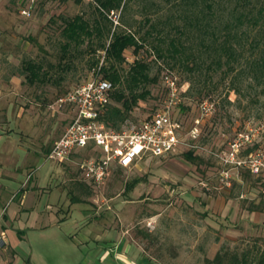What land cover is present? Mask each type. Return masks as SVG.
I'll return each mask as SVG.
<instances>
[{
    "label": "rangeland",
    "instance_id": "1",
    "mask_svg": "<svg viewBox=\"0 0 264 264\" xmlns=\"http://www.w3.org/2000/svg\"><path fill=\"white\" fill-rule=\"evenodd\" d=\"M93 7L92 0H0V185L9 183L11 189L0 190L5 204L4 210L0 208V231L11 239L22 231L16 238L27 252L25 258H15L5 250L2 264H100L94 257L121 229L133 239L146 236L159 264H204L206 257L221 249L240 255L258 248L257 258L264 248V211L251 221L248 213L236 209L264 206V175L229 170L232 179L226 185L219 175L223 166L213 154L225 151L241 132L252 138L242 155L264 148V94L258 88L244 86L238 95L229 79L217 75L201 95H189L182 72L162 62L151 64L150 75L157 82L148 87L149 97L138 102L121 128L167 105L161 77L169 69L181 88L180 103L169 113L185 130L199 117L201 100L215 104V112L200 119L198 147L180 146L165 156H143L129 168L114 165L102 184H90L78 199L62 187L46 189L48 182H55L50 179L53 172L76 174L73 162L46 159L70 121L71 111L60 108L58 100L97 78L92 63L99 61L100 66L104 61L103 53L92 54L87 42L73 59H61L62 20L82 15L92 21ZM137 9L133 6L126 18L139 21ZM109 18L117 26L119 13ZM95 44L93 40L90 46ZM124 57V72L137 58L153 60L147 48L138 54L128 49ZM24 61L41 64L50 82L27 84L19 75ZM65 65L69 70L64 73L60 70ZM94 150L87 147L73 157L92 156ZM189 151L195 160L187 159ZM23 191L21 204L18 197ZM7 219L11 226L3 228Z\"/></svg>",
    "mask_w": 264,
    "mask_h": 264
},
{
    "label": "trees",
    "instance_id": "2",
    "mask_svg": "<svg viewBox=\"0 0 264 264\" xmlns=\"http://www.w3.org/2000/svg\"><path fill=\"white\" fill-rule=\"evenodd\" d=\"M93 4L92 21L82 15L62 20L60 52L61 59H73L87 42L92 54L103 53V64L94 61L92 66L95 77L113 87L111 103L100 115L107 127L120 129L138 102L149 97L148 87L157 82L150 75L151 64L158 62L185 75L189 95H201L217 75L229 79L238 95L244 86L264 94V0H93ZM133 6L138 8L139 21L126 18ZM111 13H119L117 26L109 18ZM93 40L95 47L90 46ZM146 48L153 60L137 58L124 72L125 51L132 49L138 54ZM67 70L65 65L60 71ZM165 71L162 83L166 75L176 79L172 71ZM47 74L33 61L22 62L19 72L29 85L50 82ZM186 157L191 161L196 158L190 151ZM241 208L264 211V206L258 205ZM256 252L239 255L221 249L212 258L206 257L204 264H264V248L254 258Z\"/></svg>",
    "mask_w": 264,
    "mask_h": 264
},
{
    "label": "built area",
    "instance_id": "3",
    "mask_svg": "<svg viewBox=\"0 0 264 264\" xmlns=\"http://www.w3.org/2000/svg\"><path fill=\"white\" fill-rule=\"evenodd\" d=\"M163 83L168 89L167 105L145 119L118 130L107 127L100 120L101 113L111 103L112 85L106 80L94 78L76 87L58 100L60 108L71 111L70 121L52 144L46 159L59 164L73 162L81 180L100 185L112 165L129 168L143 156H165L180 146L197 148L200 119L212 115L216 110L215 104L210 100L200 101L199 117L185 130L169 113L171 106L180 103L181 88L176 79L168 75L163 77ZM251 144L249 134L241 132L229 142L225 151L213 154L223 166L219 175L226 185L232 179L229 170L244 169L256 176L264 175V148L258 147L246 155L241 154L242 149ZM87 147H94L95 155L75 160L73 156ZM2 240L3 233H0V245Z\"/></svg>",
    "mask_w": 264,
    "mask_h": 264
},
{
    "label": "crops",
    "instance_id": "4",
    "mask_svg": "<svg viewBox=\"0 0 264 264\" xmlns=\"http://www.w3.org/2000/svg\"><path fill=\"white\" fill-rule=\"evenodd\" d=\"M113 166L114 165L111 166L110 170L113 168ZM109 172L106 175V177L109 175ZM50 179H54L55 182L53 184H51L52 182H48L46 187L47 190L50 191L51 188H54V189H59L61 191V187H62L67 190L68 195L73 194L76 197L78 194H85V192H88L90 187V183L80 179L77 171L75 176H71V174H67L64 172H58V171L53 172L50 176ZM14 182L15 181H13V183L10 184H15ZM8 184L9 183L4 182L2 185H0L1 192L2 191L4 192L5 190L8 191L11 190ZM19 188L20 187H18L17 192L20 190ZM24 192L25 191H23L22 194L20 193L21 197H18L20 198V200L22 198V201L20 202L21 204L24 203L23 201L25 194ZM4 206L5 204H3L2 201L0 200V208L2 210H4ZM239 210L248 213V217L251 219V221L254 220L257 213H260L256 211L248 212L245 209H242L241 207H237L236 211ZM151 216L152 215H149L148 218H150ZM6 221H7L6 225L3 228H6V226H11L10 220L7 219ZM110 232L111 231L109 229V234ZM0 233H3V240L0 245L1 248L0 252L2 256H3V251L5 250L10 251L15 258L19 256L25 258L27 256L26 247L20 245V243H22L23 241L20 239L18 240L16 238V236L21 238L22 231L17 230L15 232L16 236L13 235V239H11V236L9 237V235L5 233L4 230L0 231ZM115 233L116 236L114 238L108 239L107 241L104 242L103 249L98 251L99 255L98 257H94L93 259L94 261H96V259L98 258L100 264H159V262L157 261L156 254L152 251V246H150L151 244L150 242H148L147 240L148 238H146V236L143 235L137 236L136 238L133 239V237H130L128 235L127 230L122 231V229L120 231V234H117V232Z\"/></svg>",
    "mask_w": 264,
    "mask_h": 264
}]
</instances>
